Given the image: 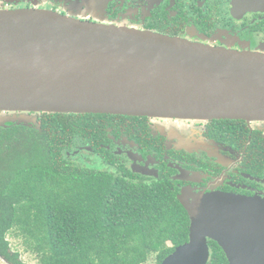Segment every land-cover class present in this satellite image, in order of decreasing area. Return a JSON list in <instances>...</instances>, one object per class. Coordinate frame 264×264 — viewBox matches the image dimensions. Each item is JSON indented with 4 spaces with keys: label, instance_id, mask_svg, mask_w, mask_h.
Segmentation results:
<instances>
[{
    "label": "water",
    "instance_id": "95a60500",
    "mask_svg": "<svg viewBox=\"0 0 264 264\" xmlns=\"http://www.w3.org/2000/svg\"><path fill=\"white\" fill-rule=\"evenodd\" d=\"M264 121V53L237 52L48 11H0V114ZM0 115V127L28 122ZM188 240L160 264H264V200L182 191Z\"/></svg>",
    "mask_w": 264,
    "mask_h": 264
},
{
    "label": "flooded vegetation",
    "instance_id": "af4514ba",
    "mask_svg": "<svg viewBox=\"0 0 264 264\" xmlns=\"http://www.w3.org/2000/svg\"><path fill=\"white\" fill-rule=\"evenodd\" d=\"M19 10L264 53V0H0V11ZM42 114L25 115L28 122L20 124L37 128ZM99 121L102 135L76 142L66 151L69 161L134 183L163 182L176 197L190 189L264 200V121L106 114ZM210 243L207 264L218 253Z\"/></svg>",
    "mask_w": 264,
    "mask_h": 264
},
{
    "label": "trees",
    "instance_id": "16d2710c",
    "mask_svg": "<svg viewBox=\"0 0 264 264\" xmlns=\"http://www.w3.org/2000/svg\"><path fill=\"white\" fill-rule=\"evenodd\" d=\"M101 117L44 113L37 128L0 127V259L6 264H26L11 249L12 231L38 264H146L151 257L160 264L187 242L189 217L167 184L134 183L67 159L76 142L102 135ZM210 245L218 253L208 264L221 258L226 264Z\"/></svg>",
    "mask_w": 264,
    "mask_h": 264
},
{
    "label": "rangeland",
    "instance_id": "374dc122",
    "mask_svg": "<svg viewBox=\"0 0 264 264\" xmlns=\"http://www.w3.org/2000/svg\"><path fill=\"white\" fill-rule=\"evenodd\" d=\"M0 115H4V113ZM5 115H8V114H5ZM10 115H14V114H10ZM24 119L25 120L27 119L25 115H24ZM7 238L10 243L11 249L20 254V257L23 262H25L26 264H38V261L35 255L29 252L28 250H26L22 238L15 236L14 231L10 232ZM0 264H6V263L0 259ZM146 264H156L155 258L151 257Z\"/></svg>",
    "mask_w": 264,
    "mask_h": 264
}]
</instances>
